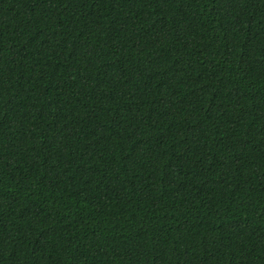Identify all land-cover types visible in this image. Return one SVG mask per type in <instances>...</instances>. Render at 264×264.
I'll use <instances>...</instances> for the list:
<instances>
[{
    "label": "trees",
    "instance_id": "1",
    "mask_svg": "<svg viewBox=\"0 0 264 264\" xmlns=\"http://www.w3.org/2000/svg\"><path fill=\"white\" fill-rule=\"evenodd\" d=\"M0 264H264V0H0Z\"/></svg>",
    "mask_w": 264,
    "mask_h": 264
}]
</instances>
